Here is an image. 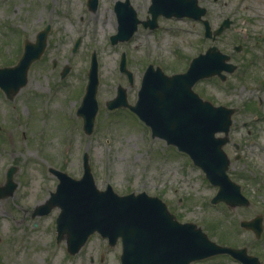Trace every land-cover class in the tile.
<instances>
[{"label":"rangeland","instance_id":"374dc122","mask_svg":"<svg viewBox=\"0 0 264 264\" xmlns=\"http://www.w3.org/2000/svg\"><path fill=\"white\" fill-rule=\"evenodd\" d=\"M116 1L99 0L96 10L90 11L86 0H0V66L15 64L24 38L33 42L37 31L50 25L45 50L30 65L26 85L12 99L0 90V185L7 168L18 166L11 197L0 199V234L15 249L21 244L11 252L14 263L120 264L119 240L111 246L97 233L77 253L68 254L64 240L55 238L58 208L30 217L31 209L42 204L58 182L48 168L80 177L84 152L99 188L110 184L118 194L157 195L179 221L196 223L217 242L246 246L264 261V0H201L213 28L225 17L233 20L214 42L203 36L201 23L184 16L159 17L153 29L140 23L128 40L111 43L117 30ZM130 3L138 18H147L149 0ZM77 38L79 44L72 50ZM210 44L230 54L237 68L226 73L224 81L214 75L193 88L215 105L237 108L223 149L230 158L227 172L249 198L248 205L210 204L217 186L187 155L152 137L132 112L111 111L104 105L118 84L125 88L128 102L134 103L149 63L168 74L184 71L191 58ZM238 44L241 50H233ZM92 51L98 60L99 107L93 131L87 135L76 109ZM122 52L132 83L118 68ZM65 66L68 72L60 77ZM246 101L250 103L243 106ZM20 207L27 209L17 212ZM255 215L262 217L258 238L240 225ZM21 216L24 220L15 226L13 218ZM229 259L220 254L197 264H227Z\"/></svg>","mask_w":264,"mask_h":264},{"label":"water","instance_id":"95a60500","mask_svg":"<svg viewBox=\"0 0 264 264\" xmlns=\"http://www.w3.org/2000/svg\"><path fill=\"white\" fill-rule=\"evenodd\" d=\"M88 2L89 7L95 9L97 0ZM182 2L152 0L149 11L153 16L149 25H156L155 19L159 12L167 16L189 15L194 18H200L205 13L203 7H187ZM115 7L120 25L118 33L112 36V42L128 39L138 22L128 1H118ZM124 21H128V24L125 25ZM229 24L230 21L225 19L212 31L208 21L204 20L205 35L213 40ZM49 27L46 25L37 33L35 43L25 42L24 51L16 64L0 67V88L9 99L26 83L30 64L44 51ZM77 45L78 41L75 48ZM228 59L229 55L222 53L216 45H211L204 53L195 56L184 72L168 75L159 66L149 64L143 73L134 104L128 103L125 89L121 86H118L116 96L106 101L110 109L129 107L150 126L152 136L161 137L186 151L194 163L203 168L211 182L221 186L220 195L223 191L227 193L230 188L238 192L225 172L228 159L221 146L227 139L214 135L219 130L227 133L231 120L228 112L224 114L220 111L223 108L214 107L209 101L203 100L192 86L202 77L218 74L224 78L223 70L232 71L235 68L234 64L227 62ZM120 69L127 73L131 81L132 74L126 69L124 56L120 61ZM67 70L68 67L64 68L61 75H65ZM97 86V64L92 56L86 90L77 109V114L83 120V130L88 134L92 131L98 109ZM11 172H8L5 186L0 188V195L10 193L15 187ZM52 172L59 179L56 191L35 211L46 213L53 205L60 207L56 219L58 237L64 233L67 235L71 252L76 251L94 230L107 235L110 243L121 238V264H189L209 253L230 250L208 241L194 223L177 221L165 203L156 196H149L144 191L118 195L110 185L105 190H98L86 154L84 173L79 179L56 169H52ZM222 197L228 202L238 201V197L232 194ZM253 222L243 224L254 226ZM247 257L244 264H257V257Z\"/></svg>","mask_w":264,"mask_h":264},{"label":"flooded vegetation","instance_id":"af4514ba","mask_svg":"<svg viewBox=\"0 0 264 264\" xmlns=\"http://www.w3.org/2000/svg\"><path fill=\"white\" fill-rule=\"evenodd\" d=\"M150 1L151 0H149V2ZM192 1H194V3L197 4V5H202L201 0H185V2L189 3L190 5H192ZM246 103H248V102L246 101ZM25 211L26 210H24V212ZM3 239H4V237L0 236V264L6 263V262L12 263L13 260H11V257L8 256L9 255V251H11L10 245H8L7 242H4ZM4 257H5V259H4ZM208 260L209 259H205V260H201V261H198V262L201 263L203 261H208ZM226 262H227V264H231V263L232 264H240V262L237 259H235V258H230L229 261L226 260Z\"/></svg>","mask_w":264,"mask_h":264}]
</instances>
